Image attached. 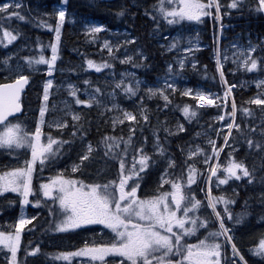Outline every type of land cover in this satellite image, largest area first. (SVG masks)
Returning <instances> with one entry per match:
<instances>
[{"label": "snow or ice", "instance_id": "snow-or-ice-1", "mask_svg": "<svg viewBox=\"0 0 264 264\" xmlns=\"http://www.w3.org/2000/svg\"><path fill=\"white\" fill-rule=\"evenodd\" d=\"M63 4L67 0H62ZM152 12L146 10L145 14L149 15L154 22V32L160 31V20L166 25H179L184 21L201 22L203 17L214 16L216 21L221 20V0H156L152 6ZM226 7L228 9L243 10L245 7L249 11L264 13V0H228ZM22 8V0H11L10 3L0 4V44H11L20 34L18 31L9 30L3 27L5 20L11 21L16 18L24 21L26 18L20 13ZM125 9H121L116 13L122 16ZM227 14V13H224ZM56 23L55 27L48 24L44 20L39 21L38 26L47 27L55 32V39L50 42L47 47L51 50V56L45 57L40 54L38 58L33 56H24L21 59L23 64L17 62L11 63L12 55H6L0 59V72L6 73L4 79L8 82L0 83V150L8 155H15L19 158L20 151L30 152V158L27 156L23 160L22 165L0 170V195L11 192L18 194L19 205L21 206V215L15 221L14 231L0 230V252H3L6 264H21L18 260V252L21 250V234L26 225L37 219L36 215L30 218L24 215V206L33 203L35 207L42 204L48 206L49 215L54 217V226L50 225L49 230L57 233L74 232L77 229L85 230L87 226H103L99 235H105L104 230H108L109 238L102 242L96 239L85 241L82 246L74 251H61L56 254L41 253L39 244L35 247L24 248L25 260L23 264H27V257L43 254L52 256L55 261H65L67 264H249L241 250L234 243L232 229L228 224H240L242 220L249 215L247 211V201L245 202V210L233 214L231 205L236 203L234 195H226L223 191L219 195L213 194L211 187L206 193V204L201 199H197L194 191L190 186L196 183L197 175L201 174L196 168L195 163L188 164L185 161L188 186L181 178L166 179L172 175L165 168L164 173L160 177V185L152 195L140 197L137 195V189L140 187V173L154 163L152 155L144 150V144L136 147L133 142L132 128L129 129L127 139L122 136L105 135L101 138L100 146L103 149L104 156L108 159L117 161L119 164L117 179L100 182H85L82 179L73 177L65 169L48 182H41L39 189L33 187V173L37 167L42 172L43 169L54 164L60 155H63L62 149L64 145H69V150L75 138L79 136L81 142L84 140L85 130L82 124H78L81 116L78 112H74L67 102L60 111L62 115L54 116L46 119V113L55 112L56 105L53 104L51 109L48 107L50 89L53 87V80L46 79L43 82V94L39 105V115L34 123V130H31L27 124L16 116L17 113L23 115L21 105V93L24 91L25 85L29 84L30 75L25 74V66L29 71H38L36 65H47L48 75L51 76L54 65L58 59V45L61 37V26L66 18V11L60 8L55 11ZM223 28V25H221ZM85 35L89 39H94L98 33L104 30L103 25L86 24ZM167 39V37H165ZM180 37H173L172 41L167 45V50H172L178 46ZM219 38L217 37V42ZM136 38L128 39L127 36L121 42L124 45L134 44ZM37 47H41L37 38ZM102 48L108 50L109 56L115 59L113 48H120V43L111 45L108 40H104ZM236 49L233 53L232 62L241 69L251 72L258 68L260 63L261 70H264V57H253V53L257 50V45L251 41L246 47L232 44ZM261 51H264V43L260 45ZM191 48H184V52L190 53ZM138 60H134L132 55H125L120 59V63H131L133 67L143 66L146 57L142 51L136 50ZM216 71L219 73L220 80L224 83L225 73L223 71L224 63L228 61L227 49L221 57L220 49L215 50ZM87 67L100 72L103 68H110L111 64L107 62L95 63L89 59L86 61ZM179 70L174 69L171 63L167 66V72L163 77V87H146L144 95L140 96L137 101L138 115L145 121L149 119L146 114L147 109L144 105L145 98L153 97L162 98L165 101V107L170 103L169 95L166 89L172 92L177 91V87L173 80L174 76H180L185 68V59L180 58L176 61ZM195 68V63H193ZM125 77L128 81L125 82ZM88 81H85L87 84ZM143 82L135 77V73H121L120 79L113 78V91L107 93V96L113 103L111 109H117L123 112V119L113 117L112 126L115 127L117 122L123 123L124 120L137 121V115L132 111L120 109L115 103L116 91L120 90L128 99L137 97ZM257 86L264 85V80H257ZM234 85L225 89L224 99L231 94ZM69 95L74 98L76 105H91L95 103L101 105V101L93 94H89L87 100H82L77 96V89L73 85H68ZM96 93H100L101 89L96 88ZM181 96L193 95L197 105L204 107L205 105H214L213 99L205 101V93L192 89H185L180 92ZM220 99V97H216ZM204 102V103H202ZM223 103V101L221 102ZM249 104L264 105V98L251 99ZM220 107L221 105H216ZM186 119L191 121L197 116V111L190 109L188 104H184L180 109ZM243 113H249L248 108H242ZM237 105L232 101L231 112L227 115L233 122H227L225 127L228 134L223 136L225 144H228L229 136L232 129L235 128L243 135L241 126L235 123V115ZM250 114V113H249ZM71 116L73 131L69 140L54 138L51 131L44 133L43 127L46 125L48 129L56 128L64 130L68 126L67 116ZM217 120H224V115L215 117ZM179 131H183V126H177ZM169 135V129H163ZM217 135H220L219 130ZM261 136H264V128L261 129ZM199 135V134H198ZM154 140L152 147L155 153L160 157H164L167 149L161 143L159 136L153 132ZM43 137V139H42ZM167 138L165 137V142ZM249 148H264L259 141L248 139ZM211 148V152L206 151L200 146H196L195 150H188V157H202V163L206 166V180L209 183L215 178L216 187L228 184L230 180L240 181L247 179L248 184L254 182L253 172L245 165L243 161H236L232 158V152L228 153V160L225 165L219 163H210L213 158H219L224 145L219 147L216 141L209 139L207 141ZM123 145V148H121ZM55 146V147H54ZM230 146V145H229ZM95 148L91 142H88L85 148L78 153L79 162H74L71 166V173H82L85 162L90 160ZM133 153L131 166H128L127 156L129 152ZM184 149L181 148V152ZM235 151V149H233ZM174 161L168 159L169 166ZM222 171V175L218 172ZM99 174V172H98ZM135 177V179H133ZM132 181L129 184V181ZM264 182V178H262ZM170 184L171 190H163V184ZM203 191V189H201ZM235 194V189L232 190ZM36 196L34 201L29 200V196ZM44 198L41 199L39 197ZM261 200L264 201V193H261ZM49 201L51 204L49 205ZM9 204L13 201H9ZM218 206L221 209L218 210ZM210 209V213L201 214ZM260 221H264V213L258 217ZM204 229L203 237L197 236V233ZM196 237L194 243L188 242L189 238ZM220 237L224 241H220ZM31 244V242H29ZM230 246V253L226 251V247ZM249 253L259 259L260 264H264V234H261L257 243L248 249Z\"/></svg>", "mask_w": 264, "mask_h": 264}, {"label": "rangeland", "instance_id": "rangeland-1", "mask_svg": "<svg viewBox=\"0 0 264 264\" xmlns=\"http://www.w3.org/2000/svg\"><path fill=\"white\" fill-rule=\"evenodd\" d=\"M104 1L107 4L117 7V8L125 7L126 5L142 6L146 2L148 3V0H104ZM10 2L11 0H0V4L10 3ZM227 2L228 0H222L223 11H225V13H231V11L236 10V9H228L226 7ZM60 8L65 9V4L62 3V0H55L49 7L33 5L27 9H26L25 0H22V8L19 11L22 15H24L25 12L29 9L30 15L33 18H36V19L45 18L46 22L48 24H51L54 28L55 23H56L55 11ZM203 18L201 22L184 21V22H181V24L179 25H170L168 29H171L172 26H174V28L176 27L173 32H169L170 30L162 31L161 29L158 34L154 32L153 37L156 39L157 45L160 46L159 48L161 49L163 53L170 54V56L165 61V68L163 69V72L155 75L153 79H147L138 71L140 67H133L131 63H127V64L120 63V59H122L125 55H132L134 60H138V56L136 55L137 49L142 51L146 57V53L144 49L139 44V42H137V38L129 30L125 28L109 29L105 26L103 22H101L100 20L96 18H93L90 15L73 14V13H68L66 11V18H65L64 23L61 26V36L63 33V25L65 23H67L68 25L67 28L70 33L81 35L80 39H81V42H83L82 48L80 51H76V50L73 51V53L74 54L76 53V55L79 56L80 58L77 61L70 59V58H64L62 54L61 55L59 54V51H58V59L54 65L51 76L48 75L47 65H44V64L36 65L35 67L38 69V71H29L27 67L25 66V74L30 75V82H31V79L34 78V75L38 73H43V78H41L40 81H36V82L33 81L29 85V89L36 86V84L39 85L38 93L35 90L32 91V97H34V99L37 97V104H36L37 106L34 105V107H32V110L34 112H31L30 110L24 111L23 115H20L17 117H19L21 121H23V119L25 118L27 121L26 122L23 121V122L27 124L31 130H34V123L39 115V105L41 103V98L43 94V82L46 79H52L53 87L50 89L48 107L49 109H51L52 105L55 104L57 110L55 112L46 113V119H50L57 115H62V112L60 110L64 108V103L67 102L68 104L71 105L72 110L74 112H78L80 114L81 119H82V111L86 107H88V108L93 109L95 113H98L100 115V117L104 120L103 125L108 126L110 130H116L118 128L124 127L129 132L130 127L133 128V126L137 123L138 119H142L138 115V112H137V101L139 100L140 96L144 95V89L146 87H149V86L163 87V77L165 73L167 72V66L169 63H171L174 69H176L177 71H180V70H179V66L176 63V61L180 58L185 59V67L192 66L193 63H195V66L197 65V57L195 56L196 51L201 47L209 45V42H207V40L205 39L204 30L201 26V23H203ZM86 24L103 25L104 30L98 33L94 39H89V37L85 35V31H86L85 25ZM221 25H223V28H221ZM230 25L231 23L222 24L221 21H216V31L210 34V38L212 37L213 39L212 42H213L214 51L217 48L220 49L221 57H223L224 55V50L227 49V55L229 56V59L225 63L230 64V72L232 74H242L236 79L235 82H233L230 85H227L226 83H224V89L221 92H218L215 90L208 92V91H204L201 87L192 88L191 86H189L188 78H186L184 72H181L180 76L173 77V80L177 87V91L181 92L185 89H192L194 93L195 91L199 90L205 93L206 99L214 100V105L204 106L206 108L210 107L213 109L212 115L203 117L204 119L207 120L208 123L207 124L200 123L198 128L194 132V142L185 146V148H183L184 149L183 152H181V149H180V153L182 154V156L185 159L191 160V162L193 161L195 165L197 163H202V157L194 156V157L189 158L188 150L190 148L192 150H195L196 146H200L206 151L211 152V148L208 145L207 141L209 139H212V140H215L217 143V140L219 137L222 138L221 145H224L225 142L223 140V136L225 134H228V129L225 127V124L227 122H233L232 119L227 115V113L231 112V104L233 101V91H235L238 88H242L245 91L253 89L254 91L253 94L250 96V98L246 100L247 104H249L248 103L249 100L257 98V96H259V98H264V85H260L258 87L256 83L257 80H264V70H261L262 66L260 65V63L258 62L257 69L249 72L246 69L239 68L238 65L233 64L232 62L233 53L236 51V49L232 47V44L234 43L237 44L238 46L246 47L249 41H251L254 45H257V50L252 54L253 57H264V51H261V48H260V45L264 43V35H259L258 32H255L256 29H253V28L252 30L229 32L228 30L231 28ZM0 35H2V33H0ZM126 36L128 39L135 37L136 42L134 44L124 45L121 42L125 39ZM177 36L180 37L178 46L176 48H173L170 51L167 50V45L172 41L173 37H177ZM27 37L28 36L18 35L17 39L13 41L11 44H6V46L4 44H0V59L5 57L6 55L14 54L12 55L11 63L15 64L17 62H20L21 64H23L24 61L21 58L24 56H33L36 58H38L40 54L45 55V57L51 56V50L49 47L46 46L47 44L46 42L42 43L39 40L41 47H37V40L34 43H31L29 42V38ZM165 37H167V39H165ZM217 37L219 38L218 42H217ZM54 39H55V32L52 31L51 40H54ZM104 40H108L111 45L120 43L119 49H116L115 47L113 48V52L116 57L115 59L109 56L108 50L106 48L101 47ZM186 47L191 48L192 51L190 53L184 52V48ZM84 48H86V51H83ZM58 49H59V45H58ZM21 52L23 53L21 54ZM89 59L93 60L95 63H98V64L107 62L111 64V67L103 68L101 69L100 72H96L94 68L90 69L87 67L86 61ZM213 59L216 63L215 53L213 55ZM2 67L3 65H0V68ZM125 72L135 73V77L143 82L141 84L140 92L137 94V97L128 99L124 96L122 92H120V90L117 89L115 90L117 95H116L114 102L120 106V109L132 111L134 115H137V121L124 120L122 124L117 122L115 127H113L112 126L113 117H119L120 119H123V112L117 109H112L109 111L104 107V105H107V108L111 109V104L113 103V101L109 99V97L107 96V93L113 91V87H114L113 78L115 80H119L120 74L125 73ZM244 73H248V75L243 76ZM5 75L6 73L0 72L1 78L3 77L2 79H4ZM85 81H88V83L85 84ZM127 81H128V78L125 77V82ZM69 84L73 85V87L78 90L77 96L80 99L87 100L89 98V94H93L97 97L98 100L101 101V105L97 106L95 103H92L91 105H76L74 102V98L68 94ZM232 85H234V87H232L231 89V94L225 100L224 99L225 89ZM96 88H100L101 92L96 93L95 92ZM174 93L175 92H172L171 89H166V94L169 95V100H171L170 96ZM28 95L29 93H24L23 98L27 97ZM183 97L184 96L179 95L178 100ZM187 97L193 98V95H188ZM216 97H220V99H216ZM153 98H159V97L157 96ZM159 99L163 101L162 98H159ZM222 101L223 103H221ZM227 103H230L229 111L226 110ZM195 104H196V101H195ZM216 105H221V106L217 107ZM249 105H253V107H250V106L244 107V108L249 109L250 114L247 113V115H251V113H253L254 111H258L260 113L262 121L264 122V112L262 111L264 105H255V104H249ZM197 106L201 107L200 105H197ZM204 107H201V108H204ZM175 110L176 108L174 106V109L172 110L173 116L169 117V119H167L164 122H159V125L162 128L161 129L162 133L169 135L163 130L165 127L169 129V132H171L172 135L181 132L178 130L177 126L178 125L183 126V123L181 122L180 116H177ZM180 114L183 115L181 110H180ZM218 115H224L225 119L224 120L215 119V117H217ZM194 118H192L191 120H193ZM66 119L68 120L69 123H68V126L64 130H59L56 128H52L50 130L45 125L42 131L44 133H48L49 131H51L54 138L69 140L70 134L73 131L71 116L70 115L67 116ZM234 122L237 123L236 119ZM77 123L81 124V120ZM262 125H264V123H262ZM183 129H184V126H183ZM234 129L235 128L232 129L231 135L229 136V141H231V138L233 137ZM261 129L262 128H258L257 130L258 139L262 137L260 134ZM216 130H219L220 135H217ZM155 134L159 136L157 132H155ZM153 140H154V136L152 133L150 134L149 147L144 148V150L152 155V159L154 161V163L150 164L149 167L157 168V171L155 172V175L152 179V187L150 188V190H152L155 193L158 186H161L160 177H161V174L164 173L165 168H168V172L172 173V175L167 176L166 179H176L177 177H175L173 173L174 163L172 166H169L168 164L169 158H171L172 161H174V156L172 152L167 150L164 157H160L159 155L155 153V150L152 147ZM88 142L90 141L86 139L85 136H84L83 143L81 142L79 136H77L75 140L73 141L70 150H69V145L67 144L64 145L62 149L63 155H60L54 164L46 166L42 172L37 167V170L33 173L34 189L38 190L39 184L41 182H48V180L51 177H54L59 172L65 169H67L68 173L71 174L73 177L82 179L86 183L87 182H100V183L106 182L107 180L101 182V180H99V177H89L88 176L87 173H88L89 164L87 166L85 165L82 173H71L70 172L72 164L74 162L76 163L79 162L78 153L81 152L82 149L86 147ZM161 143L163 144L162 140H161ZM26 156L30 158V152L25 153L23 150H21L19 154V158L17 159L15 155H8L7 153L0 150V170H6L5 166H7L8 168H11V167H15L18 165H22L23 160L25 159ZM132 156L133 155L127 156L128 166H131ZM240 161H243L250 171L258 170V168H253L254 167L253 164L254 163L257 164L258 161L256 162L254 160H250L251 168L247 165L244 159H241ZM212 163H219L221 165L226 164L225 160L220 162V161H217V158H215ZM148 168L144 169V171L140 173V177H141L139 181L140 187L137 189V195L140 197L149 195L147 193L149 189L144 187L146 180L148 179L146 175V170ZM118 169H119V164H118ZM259 172L263 174L261 171ZM218 175H222V171L218 172ZM35 178H36V181H34ZM133 179H135V177ZM241 181L242 180L236 181L233 179V180H230L228 184L221 185L219 188H217L215 184V178H213L212 183H209L206 180L205 193H207L209 187H211V189L214 187L218 189V194H220V192L223 191L226 195H233L232 190L235 189V192H236L238 183H240ZM131 183L132 181L130 180L129 184ZM196 183H197V179H196ZM196 183L191 186H193L194 188V185H196ZM162 189L170 191L171 186L170 184L165 183L162 185ZM256 193H259V194L264 193V184L262 188L259 189L258 192ZM36 198H37L36 196H31V195L29 196L30 201H34ZM39 198L44 199L42 198V196ZM9 201H13V203L9 204L8 203ZM48 203L50 205L51 201H49ZM45 208L48 209L47 215L51 219V225L54 226V217L49 215L48 206H45L43 204L40 207H35L33 203L25 205L24 215L29 218L33 215H36L38 218L39 215L45 212L44 211ZM202 211L205 212L203 209ZM20 215H21V206L19 205L18 194L7 192V193L0 195V230L14 231L15 229L12 226L14 225L15 221L20 217ZM48 217L46 219H48ZM33 221L31 224L26 225L24 230L22 231L21 244H22L23 238L27 235V240H26L27 246L26 247H29V248L35 247L37 244H39L41 253L56 254L61 251H74L76 248L82 246L86 240L91 242V240L96 239L97 241L102 242L109 238L108 230L106 229L104 230L105 235L103 236L99 235L103 226H87L85 230L77 229L74 232L57 233V232L50 231L49 230L50 226L48 224L47 226L48 229L46 231L45 237H41V239L33 240L32 239L33 232L31 231L32 227L34 226ZM256 230L259 236L256 238L255 243L258 242L261 234H264V226H259L256 228ZM48 234H50V236ZM233 237L236 238V242H238L239 246L242 247L246 251L247 256H252L249 253L248 249L254 246L253 242L249 240H245L243 238L242 233L236 236L233 235ZM223 241L224 239L222 240V242ZM29 242H31V244H29ZM20 251L18 252V260L21 261V264H23L25 260L24 249L22 251V254H20ZM226 251L230 253V246L228 247V250L226 249ZM29 258H32L31 259L32 264H67V262L65 261H55L52 258V256H45L43 254H37L35 256L27 257V259ZM255 259L257 260L258 258L255 257ZM256 260H255V264H258ZM0 264H6L3 252H0ZM74 264H75V258H74Z\"/></svg>", "mask_w": 264, "mask_h": 264}, {"label": "trees", "instance_id": "trees-1", "mask_svg": "<svg viewBox=\"0 0 264 264\" xmlns=\"http://www.w3.org/2000/svg\"><path fill=\"white\" fill-rule=\"evenodd\" d=\"M54 1L55 0H25V4L26 9L33 5L49 7ZM153 3L155 4L156 0H148V3L146 2L142 6L126 5L125 7L117 8L107 4L104 0H67L65 9L68 13L90 15L93 18L103 22L109 29L125 28L129 30L137 38V42H139L146 53V60L143 62V66H141L138 71L147 79H153L155 75L163 72V69L165 68V61L170 56V54L163 53L159 48L160 46L157 45L156 39L153 37L155 27L154 22L149 15L145 14L146 10L148 12L153 11L151 7ZM122 8L125 9L124 15H116V13ZM224 13L225 11H223L222 6L220 21L222 24L231 23V28L228 30L229 32L252 30L253 28L256 29L255 32H258L259 35H264V13L249 11L246 7L241 11L234 10L231 11V13ZM24 16L26 18L24 21H19L16 18H12L11 21L5 20L3 27L8 28L9 30L18 31L20 36H28L27 38H29V42L31 43H34L37 38L42 43L46 42V46L53 41L51 40L52 31H50L47 27L38 26L40 20L46 21L45 18H33L30 15L29 9L25 12ZM67 26V23L63 25V33L60 37L58 51L59 54H62L64 58H70L77 61L80 57L77 56L76 53L74 54L73 51L81 50L83 45V42H81L80 39L81 35L70 33ZM169 26L170 25H166L163 20H160V29L162 31L170 30L169 32H173L176 28L172 26L171 29H168ZM201 26L204 30L205 39L207 42H209V45L201 47L196 51L195 56L197 57V65L195 68H193V66H187L182 70V72H184L186 78H188V84L192 88L201 87L204 91L210 92L215 90L221 92L224 89V82L220 80L219 73L216 71V63L213 59V55L215 53L212 42L213 39L212 37L210 38V34L216 31V20L214 16L204 17ZM83 51H86V48H84ZM22 53L23 52H21V54ZM223 71L225 73V81L227 85L232 84L240 75H242L232 74L230 72L229 63H224ZM247 75L248 73L243 74V76ZM2 78L0 76V81H5V79ZM41 78H43V73L35 74L30 83L33 81H40ZM33 90L37 91L38 93L39 85L36 84V86L32 87L31 89H29V87L27 88L25 93H29V95L22 99L24 111L30 110L31 112H34L32 107H34V105L37 106V97L35 99L32 97ZM253 92V89L245 91L242 88H238L233 91V100L237 105L235 119L237 123L240 124L243 135L234 129L231 141H229L228 144L224 143V149L221 151L217 161L222 162L225 160L227 163L229 152H232V158H234L236 161L244 159L250 168V160H254L256 162L258 161L257 164H253V168H258V170H251L255 178L254 182L252 184H248L247 179L243 178L242 181L238 183L235 194H233L236 203L230 206L233 214L235 215L236 213L245 210V202L247 201V211L249 215L246 216L240 224H228L230 229H232V235L236 236L242 233L243 238L253 242L254 245L256 238L259 236L256 228L259 226H264V221H260L258 219L260 214L264 213V201L261 200V194L256 193L262 188L264 184V182H262V178H264V148H249L246 141L248 139H252L254 142L259 141L262 145H264V136H262L260 139L257 137V130L258 128H264V125H262L264 122L262 121L258 111H254L251 113V115H247V113H243L241 111V109L244 107H253V105H249L246 102ZM179 95V91H176L174 94H172L170 96L171 102L168 103L167 107H165V102L159 98H152L150 100L145 98L144 104L148 109L146 114L148 115L149 119L147 121L138 119L137 123L132 128V133L133 142L136 147H140L141 144H144V148H148L150 144V134H152L154 131L157 132L164 144V147L172 152L174 156V176L181 178L186 185L187 171L185 161L188 164H192L194 162H191L189 159H185L180 153V149L185 148V146L194 142L195 130L198 128L200 123H208L203 117L212 115L213 109L210 107H198L195 104V100L187 96H184L178 100ZM184 104H188L190 109L197 111V116L191 121L187 120L185 117H183V115L180 114V109ZM174 106L176 108L175 112L177 116H180L181 118L184 129L177 134L167 135L161 132L162 128L159 125V122H164L169 119V117L173 116L172 110L174 109ZM226 110H230V103H227ZM262 111L264 112V106ZM23 121L26 122L27 120L24 118ZM81 124L85 130L84 136L94 145L95 148L90 161L85 162L86 166L89 164L87 173L88 176L99 177V180L101 181L116 179L118 174V162L108 159L104 156L103 149L100 146V141L105 135L122 136L123 138L127 139L129 132L124 127L118 128L116 130H110L108 126L103 125L104 120L100 117V115L88 107L82 111ZM165 137L167 138L166 142ZM221 143L222 138L219 137L216 145L219 147ZM121 148H123V145H121ZM233 149H235V151H233ZM128 155H133V153L130 151ZM214 159L215 158H213V160ZM213 160L210 161V163H212ZM195 166L201 174L197 175V183L194 185V188L193 186H190V188L191 190L193 189L196 198L201 199L202 202L206 204V167L202 163H197ZM156 171L157 168L153 167H149L146 170L148 179L146 180L144 187L149 189L147 191L149 195L154 194L150 188L152 187V179ZM259 171H261L263 174H261ZM104 177L105 179H103ZM34 181H36V178ZM187 188L188 186L186 185L185 190H187ZM201 189H203V191H201ZM212 191L213 194L219 195L218 189L213 187ZM220 209L221 206H218V210ZM44 211L45 212L43 214L39 215L38 218L33 221L34 226L31 229L33 232V240L45 237L46 231L48 229L47 226L48 224L49 226L51 225V219L47 215L48 209L45 208ZM210 211L211 210L208 209L205 212L202 211L201 214L206 215L207 213H210ZM47 217L48 219H46ZM48 235L50 236V234ZM203 235L204 229H201L200 232L197 233V236L203 237ZM219 239L222 242L224 238L220 237ZM26 240L27 235L22 241L20 254H22L23 249L27 246ZM195 240L196 237H192L189 238L188 242L194 243ZM234 243L237 244V247L245 256V259L249 261V264H255V257L247 256L246 251L239 246L238 242H236V238H234ZM226 249L228 250V247H226ZM31 259L32 258L28 259V264H32ZM256 261L258 264H260L259 259Z\"/></svg>", "mask_w": 264, "mask_h": 264}, {"label": "water", "instance_id": "water-1", "mask_svg": "<svg viewBox=\"0 0 264 264\" xmlns=\"http://www.w3.org/2000/svg\"><path fill=\"white\" fill-rule=\"evenodd\" d=\"M4 82H8V81H2L0 83H4ZM30 85V80H29V84L25 85V88H24V91L21 93V105H22V112H24V106H23V103H22V99H23V95L24 93L26 92L27 88L29 87ZM21 114L17 113L16 116H19Z\"/></svg>", "mask_w": 264, "mask_h": 264}, {"label": "bare ground", "instance_id": "bare-ground-1", "mask_svg": "<svg viewBox=\"0 0 264 264\" xmlns=\"http://www.w3.org/2000/svg\"><path fill=\"white\" fill-rule=\"evenodd\" d=\"M142 141H143V140H142ZM146 142H147V141H146ZM94 144H95V143H94ZM97 146H99V145H97ZM99 147H100V146H99ZM104 176H106V175H104ZM102 177H103V176H102ZM107 178H108V177H107ZM107 178H106V179H107ZM103 179H105V177H104ZM101 182H103V181H101Z\"/></svg>", "mask_w": 264, "mask_h": 264}, {"label": "flooded vegetation", "instance_id": "flooded-vegetation-1", "mask_svg": "<svg viewBox=\"0 0 264 264\" xmlns=\"http://www.w3.org/2000/svg\"><path fill=\"white\" fill-rule=\"evenodd\" d=\"M25 239V237L23 238V240ZM27 261H28V259H27Z\"/></svg>", "mask_w": 264, "mask_h": 264}, {"label": "built area", "instance_id": "built-area-1", "mask_svg": "<svg viewBox=\"0 0 264 264\" xmlns=\"http://www.w3.org/2000/svg\"><path fill=\"white\" fill-rule=\"evenodd\" d=\"M207 99H206V97H205V101H206Z\"/></svg>", "mask_w": 264, "mask_h": 264}]
</instances>
